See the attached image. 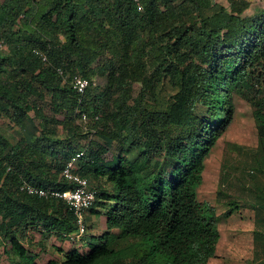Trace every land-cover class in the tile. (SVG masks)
Wrapping results in <instances>:
<instances>
[{"label":"trees","instance_id":"1","mask_svg":"<svg viewBox=\"0 0 264 264\" xmlns=\"http://www.w3.org/2000/svg\"><path fill=\"white\" fill-rule=\"evenodd\" d=\"M228 2L1 3L0 243L9 258L37 264L33 232L63 241L77 232L64 200L21 186L74 188L62 173L84 151L76 172L96 191L87 227L104 215L107 230L97 244L87 232L76 241L87 250L59 248L62 260L46 264H208L220 217L198 190L237 92L254 106L264 225V92L250 95L264 78V9L248 15L249 0ZM79 78L89 81L84 93Z\"/></svg>","mask_w":264,"mask_h":264},{"label":"rangeland","instance_id":"2","mask_svg":"<svg viewBox=\"0 0 264 264\" xmlns=\"http://www.w3.org/2000/svg\"><path fill=\"white\" fill-rule=\"evenodd\" d=\"M214 1L229 7L228 0ZM249 1L251 7L246 14L252 15L264 9V0ZM104 83L103 78L96 79V84ZM251 91V97L253 95L261 97L264 92V78L256 80ZM170 94L172 93L169 87L163 88L162 102L167 103ZM234 104L233 120L208 157L203 183L198 190V200L212 204L220 217L217 224L220 232L217 255L208 264H256L258 260L264 258V248L260 244L264 242V225L258 220L260 216H257V213L261 215L259 212L261 204L256 203L258 190L256 179L262 175L257 171L255 162L259 133L254 118V106L248 96L238 92ZM116 151L115 147L112 148L107 158L110 159ZM259 189L264 190V186ZM231 207L233 212L228 215ZM88 226H92L87 233L89 237L92 236L91 242L99 243L100 236L107 230L106 217L96 216L88 221ZM92 231L101 235L94 237ZM38 234L33 235L29 245L33 247L37 239H42L41 260L46 261L56 253L55 249H51L53 247L51 240L54 238H41ZM58 243L62 246V242ZM0 247H3L2 242ZM61 248L65 251L74 248L84 251L89 248V243L66 239ZM0 256H3L2 252Z\"/></svg>","mask_w":264,"mask_h":264},{"label":"built area","instance_id":"3","mask_svg":"<svg viewBox=\"0 0 264 264\" xmlns=\"http://www.w3.org/2000/svg\"><path fill=\"white\" fill-rule=\"evenodd\" d=\"M138 1V0H134ZM46 58L44 57V60ZM89 86L87 79H77L76 87L79 92L84 93ZM85 152L81 151L74 155L67 163L63 170L62 176L74 185V188L61 191L58 189H45L34 186L27 182L23 183L21 188L30 195H36L42 198H57L64 200L70 210L73 211L77 217L78 230L76 233L68 236L71 241H80L88 232L87 217L90 214V209L96 201V191L93 190L86 178L78 174L77 168L84 157ZM1 219V217H0Z\"/></svg>","mask_w":264,"mask_h":264},{"label":"crops","instance_id":"4","mask_svg":"<svg viewBox=\"0 0 264 264\" xmlns=\"http://www.w3.org/2000/svg\"><path fill=\"white\" fill-rule=\"evenodd\" d=\"M5 0H0V5H1V3H3ZM90 215V214H89ZM89 215H88V217L87 218H89ZM92 218H96L95 216L94 217H92ZM91 218V219H92ZM105 227V226H104ZM37 234V232H33V233H31V235H30V237L32 238L33 237V235H36ZM41 238H43V237H46V238H54V240H51V242H52V244H53V247H51V249H55V251H56V253H53V255H54V257H49V258H47L46 259V261H44V260H41V258H42V256H41V254H40V250L42 249L40 246H42V239H37L36 241H35V244L33 245V247L32 246H30V249L32 250V252L34 253V254H37V257H36V259H35V261H34V263H37V264H46V263H48L50 260H56L55 258H58L59 259V261H61L62 260V258H63V254H62V252H60V251H58V249L59 248H57V247H59V246H61V245H59V243H58V241L59 242H62L61 244H62V246H63V242L65 241H63V240H60V239H58V238H56L54 235L53 236H46V235H44V234H42V233H39L38 234ZM92 235L94 236V237H97L98 235H101L100 233H95L94 231H92ZM31 238H30V240H31ZM31 242V241H30ZM37 242V243H36ZM30 244V243H29ZM5 243L3 244V247H0V253L2 252L3 253V256L1 257L0 256V264H17V258H15V257H12V258H9L6 254H5V252H4V247H5ZM61 246V247H62ZM61 247H60V249H61ZM263 248H264V246H263ZM62 249H64V248H62ZM2 250V251H1ZM262 259V258H261ZM256 264H258V261H257V263Z\"/></svg>","mask_w":264,"mask_h":264}]
</instances>
